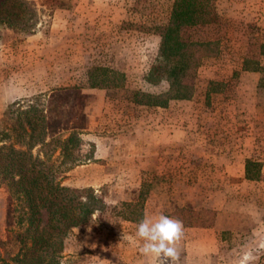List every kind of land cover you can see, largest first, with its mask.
I'll return each mask as SVG.
<instances>
[{
	"label": "rangeland",
	"instance_id": "374dc122",
	"mask_svg": "<svg viewBox=\"0 0 264 264\" xmlns=\"http://www.w3.org/2000/svg\"><path fill=\"white\" fill-rule=\"evenodd\" d=\"M3 1L0 0V4ZM26 1L34 5L38 15L43 13L37 17L44 22H50L53 12H61L57 18L61 27L64 18L68 20L70 26L61 30L63 34L58 32L57 35L71 40L68 48L72 52L69 57L65 56L69 58V64L63 62L60 65H69L73 76L82 74L84 69L89 76H96L99 67L120 70L125 74V80L117 88L109 84L108 75L107 89H101L104 92L97 89L89 91L82 100L83 113L91 121H100L101 124L81 136V147L75 153H80L84 161L63 175L61 183L75 189H91L94 194L105 196L106 202L104 208L96 211L86 224L72 230L62 264H123L126 232L137 236L138 241L142 237L146 239L141 228L126 227L119 219V214L125 212L122 203L131 201L126 198L128 191L122 186L134 185L140 177L152 183L163 177L170 180L174 186L175 203L178 202L179 206L171 207L168 215L177 218L181 225L191 228L213 224L218 227V234L229 239L230 247L222 243L223 253L212 257L215 264H264V5L259 3L264 4V0H232L229 14L222 11L226 10L225 5L222 7L226 0H211L212 21L181 31L184 40L216 41L218 54L205 58L184 79L186 84L193 86V97L175 101L174 105L172 101L171 109L166 111L147 106L140 109L132 103V95L136 91L156 94L168 88L165 81L157 84L147 82V76L157 59L160 34L174 0ZM77 1L82 4L80 12L73 9ZM237 3L243 4L242 9H236ZM63 8H69L71 14L63 12ZM232 21L239 22L238 28L229 26ZM246 26L247 30L244 29ZM61 27H58L59 30ZM244 57L250 58L247 64L250 68L259 70L255 78L242 77L235 72L242 67ZM61 69V76L67 80V75L71 76V73H67L66 67ZM210 81L215 85L208 93ZM172 119L176 120L181 133L175 147L167 148L170 159L160 160L165 162L166 172L157 168L156 161L148 172H140L146 164L140 162V157H131V152L135 155L140 153L139 148L146 141L142 138L149 135L144 131L156 132L157 121ZM116 127H120L118 134L127 128L130 132H139L135 143L130 142V148H127V143L120 139L121 144L113 148V153H98L101 158H94L96 140L117 135ZM106 146L109 150V145ZM125 149L130 153H124ZM207 152L233 153L234 158L239 159L249 157L250 162L255 164L252 175H258L257 183L240 186L242 180L238 172L228 179L220 170L216 174L208 169L203 171L204 167L215 162ZM57 155L54 153L53 157ZM86 156L89 159L86 160ZM58 166L55 163V167ZM120 170L121 174H117ZM206 176H212L216 178L215 182L223 184L229 180L236 189L245 188L244 194L240 195V189L229 191L237 200L230 205V214L220 210L228 198L220 187L208 190L196 186V181L204 180ZM250 191L255 194H248ZM257 191H260V196ZM187 196L189 200L185 201ZM145 199L146 195L140 201ZM257 204L259 207L255 206ZM7 206L8 194L5 187L0 186V253L3 255L16 253L18 247L17 228L5 226ZM217 211L221 213L219 217ZM157 224L156 221L151 223L153 226ZM148 236L150 242L160 240L153 233ZM172 242L175 247L178 245L177 240ZM126 258L128 260L129 256ZM158 264H183V259L178 254L162 253Z\"/></svg>",
	"mask_w": 264,
	"mask_h": 264
},
{
	"label": "trees",
	"instance_id": "16d2710c",
	"mask_svg": "<svg viewBox=\"0 0 264 264\" xmlns=\"http://www.w3.org/2000/svg\"><path fill=\"white\" fill-rule=\"evenodd\" d=\"M3 2L0 27L30 33L41 21L37 16L43 13L38 15L39 11L28 1ZM211 21V0L173 1L160 34L157 59L147 76V82L165 81L168 88L156 94L136 91L131 100L134 104L166 108L172 101L193 97L194 88L184 79L205 58L218 54V43L184 40L181 31ZM247 64L249 61L246 68ZM107 72L105 67H99L96 76H90L89 80L94 86L105 87ZM123 80L122 73L113 72L109 84L118 87ZM213 85L208 83V93ZM82 100L77 89H53L49 96L36 95L21 103L14 102L6 111L0 128V186L8 194L5 226L17 228L18 247L14 254L0 253V264H62L72 230L86 224L96 211L104 208L105 196L61 183L63 175L84 161L80 153H75L86 129ZM54 153L58 154L55 158ZM55 163L59 166L55 167ZM253 165V162L246 165V176L250 179L258 176L252 175ZM148 191L142 185L138 190L126 192L131 201L122 203L125 212L119 214L120 218L140 224L144 206L140 198Z\"/></svg>",
	"mask_w": 264,
	"mask_h": 264
},
{
	"label": "crops",
	"instance_id": "0c3cea01",
	"mask_svg": "<svg viewBox=\"0 0 264 264\" xmlns=\"http://www.w3.org/2000/svg\"><path fill=\"white\" fill-rule=\"evenodd\" d=\"M230 1L232 0H226V2L222 4V7L224 5L226 6V10L223 9L222 11H227L228 14L232 9V7L230 8ZM259 3L260 6L264 5L262 2ZM81 5L82 4L77 1V4L73 9L75 8L74 10L80 12ZM236 5L238 8H236ZM236 5L234 6V9H242L241 5L243 4L237 3ZM252 8L255 10V7ZM69 10V8H63L62 11L69 14ZM256 10H259L257 6ZM60 15L61 12H59V14L53 12L50 22H42L41 20L30 33H22L19 30L8 26L0 27V128L2 126L1 121L6 111L14 102L21 103L22 101L29 100L36 95L47 94L49 96L53 89L58 91L64 89H77L81 92L82 99L84 100L89 91H95L97 89L98 92H104V90L101 89H107L105 88L106 86H94L92 82L89 81L90 76L86 69H84L85 72L84 70L82 71V74L80 72L78 76H73L72 70L69 72V65H60L63 62H68L67 64H69V58H66L65 56L67 55L69 57L71 51L68 48V42H71V40L67 37L64 38L62 35H57L58 32L59 34H63L61 30L70 26L68 20L64 18L65 25L63 24L61 27V24H59L60 20L57 19ZM238 23L239 22L232 21L229 26H237L238 28ZM240 26L243 27V24ZM58 27H61V29L59 30ZM244 29L247 30L248 27L246 26ZM80 44L83 45L84 43L80 42ZM248 60H250L249 57L242 58V67L235 72H239V76L242 77L255 78L259 70L257 68L248 69L250 68L249 65L246 68L245 63ZM62 67H66L68 71L67 73H71V76L67 75V80L63 79V76H61ZM113 72H119L125 76L123 71L120 70H108L105 76L111 75ZM76 79H78V81ZM84 86L86 88H84ZM244 86L246 85L244 84ZM172 103L174 105L175 101ZM170 104L166 108L154 107V109L164 111L170 110ZM143 107L145 106H139L140 109ZM83 111L85 113V110ZM84 118L86 129L82 132L80 138L85 132L94 129L98 124H101L100 121H91L86 114H84ZM175 122V119L170 121L163 120L162 122L159 120L156 122V132L148 130L144 131L145 134L149 135L148 137L145 136L142 138L143 141H146L142 147L139 146L140 153L135 155V153L131 152V157H140V162L144 161V164H146L144 167H141L140 172H148L154 161H156L157 168L166 172L165 162L162 163L160 160H163L166 157L167 159H170V153L166 152L168 150L167 148H174L176 142L180 140L181 132ZM119 128L120 127H116L115 130L117 131V135L99 137L96 140L94 151L96 157L94 158H101L102 155L98 153L112 152L113 148L118 147V144H121L120 139H122L121 141L125 144L127 143V148H130V142L135 143L139 132L134 130L133 132H130L127 128V130L122 129L123 132L118 134ZM187 132L188 131H185L184 133ZM124 143H122L123 146ZM106 144L109 145V150H106ZM125 150L124 153H130L127 149ZM166 154L169 155L167 156ZM207 154L209 157L211 156L214 158L215 162L211 166L204 167V169L201 167L203 171L208 169L210 172L216 174L217 172L219 173L220 170L227 178L233 175L234 172H238V175L242 180L240 186H248L252 183H257V179H250L246 176V165L250 162L249 157L242 159H239L238 157L234 158L235 156H233V153L207 152ZM230 154L232 155L231 157ZM121 172L122 171L120 170L117 174H121ZM215 180L216 178L212 176H206L204 177V180L199 179L196 181V186H203L208 190L219 189L218 187H220V190H223L225 195L228 194V198L224 201L220 210H222V213L224 214H230V205L236 203L237 200L236 196H232L233 193H230L229 191H234L237 187H233V183H229V180L226 184L225 182L224 184L222 182H215ZM170 184V180L165 177L156 179V183L146 181L144 178L140 177L136 184L122 186V189L126 191L138 190L142 188V185H145L149 190L146 194V199L143 202V219L140 224H134L128 220L119 218L126 227L134 226L141 228V232H143L146 237V239L143 240V234L140 232L142 238L138 241L137 236L133 237L132 234L126 232L125 237L127 240L123 252L126 257L129 256V259L127 260L126 257H122L123 264H158V258L162 253L180 255L183 259V264H215L213 262L214 258L212 259V257L218 253H223L222 246L224 244H226L227 247H230L231 244H228L230 243L228 241L229 239H226L222 237L221 234L217 233L218 227L216 225L211 224L187 228L181 225L177 218L174 219L172 216L170 217V215H168L169 212H171V207L176 206L177 204V206H179L178 202L175 203L176 197L173 192L174 186L172 187V184ZM239 189L241 191L239 195L244 194L243 192L246 191L243 190L245 188L242 187ZM250 193L255 194L253 191L248 192V194ZM256 193L260 196V191H257ZM188 196L185 198V201L189 200ZM127 202H129V200ZM255 206L259 207L258 204ZM216 214L219 217L221 213L217 211ZM152 221H156L158 224L153 226L151 225ZM149 233H153L154 236L157 235L160 240L153 239L150 242L148 240ZM129 238L130 243H128ZM176 240L178 241V245L175 247L174 242L172 241ZM145 256H147V258H145Z\"/></svg>",
	"mask_w": 264,
	"mask_h": 264
}]
</instances>
